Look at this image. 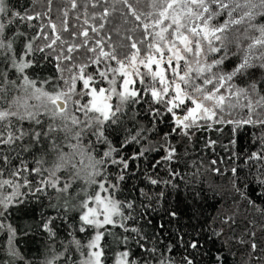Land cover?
Here are the masks:
<instances>
[{
    "label": "snow or ice",
    "instance_id": "snow-or-ice-1",
    "mask_svg": "<svg viewBox=\"0 0 264 264\" xmlns=\"http://www.w3.org/2000/svg\"><path fill=\"white\" fill-rule=\"evenodd\" d=\"M67 3L72 10L83 12L85 27L79 33H71L73 41L82 37V43H68L62 39L57 25L49 19L53 38L45 47L53 48L57 41L67 44V54L62 49L56 57L58 62H73L71 54L81 48L94 55L89 57V62L71 63L68 70L75 68L77 71L64 80L66 87L48 90L42 84L49 81L38 83L30 77L26 70L33 65L28 58L33 50L32 43L25 46L22 54L17 52L14 42L6 37V30L14 19H8L7 23L0 21V64L7 65L0 68V188H19L13 178L21 179L24 172L46 173L42 184L66 194L70 190L75 196L83 194L73 205L80 210L79 231L83 233L92 228L94 232L84 243L73 238L72 245L80 258L72 264H106L102 241L110 227L136 233V243L155 254L158 250L155 247L145 249L140 240L146 238L140 236L136 227L128 225L129 220L135 221L143 213L138 212L134 201L116 198L120 182L125 178L123 172L129 165L108 142L104 126L116 124L130 103H140L142 93L135 87L137 82L145 86L144 91L150 94L153 103L162 106L152 109V114L161 115L162 111L171 114L175 128L185 135L188 129L202 126V121L233 123L225 121L224 116H231L232 110L238 107L247 110L248 119L244 123L264 124V118H252L259 110H264V0H84L83 3L67 0ZM51 4L52 0H48L49 12ZM89 8L100 9L90 17L91 21H99L98 26L90 23ZM117 12L124 24L129 22V17L136 22L132 31L138 29L143 33L139 40L127 37L130 51L123 56L117 54L116 45L112 43H107L106 50L103 37L93 43L90 36V32L99 36L110 22L109 17ZM7 13L6 0H0V17ZM68 15L67 10L63 11L61 27L64 32L69 31ZM40 16V13L35 16L14 14L15 18L27 21ZM40 31L43 33V27ZM44 39L48 40L49 36L45 34ZM102 63L104 66L99 67ZM90 64L97 66L96 76L86 72ZM9 68L15 78L9 75ZM57 68L64 71L59 63ZM238 78L246 86H239ZM101 81H106L108 87L98 86ZM77 82L81 85L79 91ZM150 130L143 128L132 132L125 143L147 141ZM44 140L49 141L46 153L35 159L36 166L30 168L23 153L30 151L33 143ZM96 142L107 144V150L97 154ZM152 150L147 143L142 144L141 150L131 159L145 156ZM49 152L54 153L51 161L46 159ZM174 155L175 149L169 147L163 159L170 161ZM250 159L264 161V154L253 153ZM14 160L18 163H13ZM110 165L120 166L115 179H109ZM62 171L66 173L63 183L58 175ZM236 171L232 169L233 174ZM6 172L8 178H4ZM169 175L177 174L170 172ZM148 179L151 185L170 183V180ZM79 182L86 188H80ZM23 183L25 186L29 183L27 178H23ZM143 194L146 198L149 196V193ZM15 195L0 197V207L4 211ZM44 228L50 231L48 224ZM9 231L15 234L11 228ZM131 238L123 236L121 240L126 244ZM188 247L196 249L198 244L192 242ZM168 251L171 252V248ZM8 255L15 257L18 253L10 248ZM60 255L48 260L47 264H55ZM183 261L194 264L188 256H184ZM115 264L138 262L127 249L116 254ZM155 264H174V261L160 253Z\"/></svg>",
    "mask_w": 264,
    "mask_h": 264
},
{
    "label": "trees",
    "instance_id": "trees-1",
    "mask_svg": "<svg viewBox=\"0 0 264 264\" xmlns=\"http://www.w3.org/2000/svg\"><path fill=\"white\" fill-rule=\"evenodd\" d=\"M78 2L83 3L84 0ZM6 5L8 13L0 17V21L7 23L8 19H14L10 29L6 30L7 39L14 42V48L21 54L25 46L32 43L33 50L28 58L33 65L26 70L27 74L38 83L49 81L42 84L48 90L66 87L64 80L77 71L75 68L68 70L71 63L89 62V57L94 54L81 48L71 54L73 62H58L56 57L62 49L67 54V44L57 41L53 48L45 47L53 38L48 27L49 19L57 25L62 39L80 44L83 38L73 41L71 33H79L85 27L83 12L72 10L67 0H52L50 12L48 0H6ZM65 10L69 13L68 32L61 27ZM99 11V8L88 9L90 23L97 26L99 21H91L90 17ZM15 13L20 16L40 13L41 16L27 21L15 18ZM77 16L81 18L77 20ZM128 20L124 24L118 12L109 17L110 22L99 36L90 32L93 43L103 37L106 50L107 43H112L116 45L117 54L123 56L130 51L127 37L139 40L143 35L141 30L132 31L136 22L131 17ZM45 34L49 36L48 40L44 39ZM229 35L232 36L231 33ZM41 48L44 50L40 51ZM58 63L63 72L58 70ZM112 64L115 66V62ZM103 66L102 63L99 67ZM4 67L7 65L0 64V68ZM96 68V65L90 64L86 72L96 76ZM9 75L15 78L10 68ZM236 83L246 86L240 78ZM98 86L107 88L108 83L101 81ZM80 87V82H77V91ZM141 93L140 103H130L116 124L104 126V134L129 165L123 172L125 178L120 182L116 198L134 201L138 212L143 213L135 221L129 220L128 225L136 227L140 236L146 238L140 240L145 249L155 247L158 251L153 254L142 249L136 243V233L110 227L102 241L106 264H115L116 254L127 249L131 250L132 258L138 264H155L160 253L173 260L174 264H184V256L193 259L194 264H264V183H261L264 181V161L250 159L253 153L264 154V124L244 123L248 119L247 110L238 107L232 110L231 116H224L225 121L232 120L233 123L202 121V126L193 127L185 135L170 124L171 114L162 111L161 115L154 116L152 109L162 106L153 103L150 94ZM252 118H264V110H259ZM143 128L151 129L147 141L125 143L126 138L130 140L132 132ZM92 139L95 140V137ZM145 143L153 150L145 156L131 159ZM48 144L47 140L33 143L30 151L23 153L30 168L36 166L35 159L45 155ZM107 147L102 142L95 143L97 154L107 150ZM169 147L175 149L170 161L163 159ZM53 156L54 153L49 152L46 159L51 161ZM233 168L237 170L235 174ZM108 172L109 179H115L120 173V166L110 165ZM170 172L177 175L170 177ZM58 175L63 183L66 173L62 171ZM149 177L170 180V183L151 185ZM4 178H8L7 172ZM23 178L29 181L26 186ZM46 178V173L24 172L21 179L13 178L19 188H0V197L16 193L7 211L0 207V225H3L0 227V264L5 261L9 264H47L57 254L61 255L55 264H72L80 258L72 245L73 238L84 243L94 232L92 228L83 233L79 231L80 210L73 205L83 194L75 196L72 190L69 194L59 192L51 185L41 183ZM79 187L86 188L82 182H79ZM38 188L41 190L38 191ZM143 193H149V196L146 198ZM172 212L176 215H170ZM45 224L50 231L44 228ZM9 228L14 230V235ZM129 235L132 238L125 244L121 237ZM192 242L198 244L196 249L188 247ZM10 248L15 249L18 255L9 256Z\"/></svg>",
    "mask_w": 264,
    "mask_h": 264
},
{
    "label": "flooded vegetation",
    "instance_id": "flooded-vegetation-1",
    "mask_svg": "<svg viewBox=\"0 0 264 264\" xmlns=\"http://www.w3.org/2000/svg\"><path fill=\"white\" fill-rule=\"evenodd\" d=\"M141 71H143V69H141ZM135 87H136V89H137L138 91H140V92L143 91L144 94L147 93V92H145L144 89H143L144 85L139 84V82H137V84L135 85ZM170 124L173 125V127L175 128V126H174V124H173V120H172V118H170ZM175 129H178V128H175ZM191 129H192V128L188 129L187 131H190ZM180 131H181V130H180ZM181 133H183V132L181 131Z\"/></svg>",
    "mask_w": 264,
    "mask_h": 264
}]
</instances>
